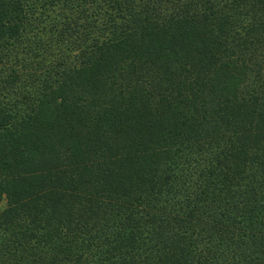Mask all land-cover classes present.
<instances>
[{"label": "trees", "instance_id": "trees-1", "mask_svg": "<svg viewBox=\"0 0 264 264\" xmlns=\"http://www.w3.org/2000/svg\"><path fill=\"white\" fill-rule=\"evenodd\" d=\"M0 264H264V0H0Z\"/></svg>", "mask_w": 264, "mask_h": 264}]
</instances>
